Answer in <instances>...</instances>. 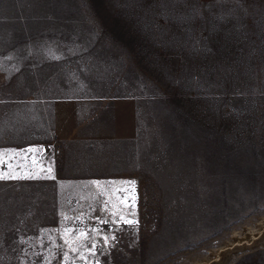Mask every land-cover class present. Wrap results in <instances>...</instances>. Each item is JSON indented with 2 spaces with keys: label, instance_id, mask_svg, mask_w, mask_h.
<instances>
[{
  "label": "rangeland",
  "instance_id": "rangeland-1",
  "mask_svg": "<svg viewBox=\"0 0 264 264\" xmlns=\"http://www.w3.org/2000/svg\"><path fill=\"white\" fill-rule=\"evenodd\" d=\"M27 146L0 264L210 259L264 221V0H0V150Z\"/></svg>",
  "mask_w": 264,
  "mask_h": 264
},
{
  "label": "bare ground",
  "instance_id": "bare-ground-1",
  "mask_svg": "<svg viewBox=\"0 0 264 264\" xmlns=\"http://www.w3.org/2000/svg\"><path fill=\"white\" fill-rule=\"evenodd\" d=\"M27 147L28 149L34 148L31 146H27ZM17 150L18 149H13V148L0 150V159L4 161V163L0 164V173H5V172L11 173V174L18 173L14 169L15 167L14 168L9 167V165L15 166L13 164L14 160H16L14 157H17L20 154H22L18 152ZM15 151L16 153H14ZM92 182H96L94 183L95 185L100 184V181H97V180H93ZM113 182H116V181L114 180ZM105 184L112 185L115 183L108 181ZM128 186H129L128 188L129 190H127V193L125 195H128L129 200L131 201V185H128ZM62 237L68 238L70 241V244H75L76 241H79L82 238V236L79 233L76 236H71L65 230H64ZM232 237H233V240L231 238L232 242L230 243V245H228V247H226L225 249H221V250L220 249L212 250L210 253L211 254L210 259H207L201 264H231L245 251L264 247V221L263 222L260 221L258 226L254 227L253 229L248 228V229L243 230L241 234L235 235L232 233Z\"/></svg>",
  "mask_w": 264,
  "mask_h": 264
},
{
  "label": "snow or ice",
  "instance_id": "snow-or-ice-1",
  "mask_svg": "<svg viewBox=\"0 0 264 264\" xmlns=\"http://www.w3.org/2000/svg\"><path fill=\"white\" fill-rule=\"evenodd\" d=\"M26 151L34 152L35 150L34 149H28ZM17 155H19V154H17ZM2 163H4V161L2 159H0V164H2ZM9 167H13V166L9 165ZM41 170L43 171V169H41ZM47 172L49 174H51L52 169L48 168ZM7 178L15 179L17 177H16L15 174L0 173V180L7 179ZM31 178H35V177L33 176ZM93 183H96V182H93ZM121 183L131 185V204H129L128 195H125L122 199L120 197H117V199L119 200V203L124 206V208L127 209V208L131 207V209H133V211L130 214L132 216H134L135 215V211H134V209H135V200H136V197H135V181H125V182H121ZM121 190L127 192V189H121ZM114 207H115V205H114ZM118 212H119V209H117V211H113L112 212L113 217H115L118 214ZM119 222H123L124 224H127V225H134L136 223L135 220L128 219L127 216L124 213H119V221L113 220V223H117L118 224ZM101 223H106V221H101ZM94 231H96V230H94ZM80 235L81 236H85L86 234L83 231H81ZM107 240H108V238L105 237V243L106 244H107ZM92 247L95 248L96 247L95 244H93Z\"/></svg>",
  "mask_w": 264,
  "mask_h": 264
},
{
  "label": "built area",
  "instance_id": "built-area-1",
  "mask_svg": "<svg viewBox=\"0 0 264 264\" xmlns=\"http://www.w3.org/2000/svg\"><path fill=\"white\" fill-rule=\"evenodd\" d=\"M26 150H28V147L20 148V149H18L17 151L20 152V153H25V154L27 155L29 152L26 151ZM14 153H16V151H15ZM75 220H76V216H75V219H73V222H72L73 224H74V223L76 224V221H75ZM57 227H58V226H57ZM57 227L52 228V229H51V232H54V233H55V232H56L55 229H56ZM71 231H76V230H75V226H72V227H71ZM49 233H50V230H49Z\"/></svg>",
  "mask_w": 264,
  "mask_h": 264
},
{
  "label": "crops",
  "instance_id": "crops-1",
  "mask_svg": "<svg viewBox=\"0 0 264 264\" xmlns=\"http://www.w3.org/2000/svg\"><path fill=\"white\" fill-rule=\"evenodd\" d=\"M4 149H6V148H4ZM58 181H60V180H58Z\"/></svg>",
  "mask_w": 264,
  "mask_h": 264
}]
</instances>
